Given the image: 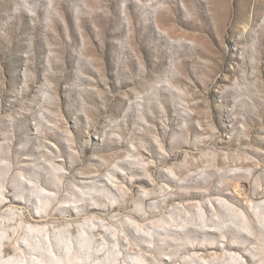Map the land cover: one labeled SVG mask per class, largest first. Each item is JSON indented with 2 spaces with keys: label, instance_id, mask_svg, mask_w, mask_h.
<instances>
[{
  "label": "rangeland",
  "instance_id": "1",
  "mask_svg": "<svg viewBox=\"0 0 264 264\" xmlns=\"http://www.w3.org/2000/svg\"><path fill=\"white\" fill-rule=\"evenodd\" d=\"M260 13L239 0H0L2 131L21 165L51 174L30 203L0 193V264H252L247 245L217 243L215 217L259 243L264 114L241 120L218 104L241 63L235 20ZM175 60L182 70L163 112L129 104ZM257 71L264 80V53ZM126 109L119 136L102 139L105 115ZM57 178L95 192L77 203ZM23 234L31 247L15 239Z\"/></svg>",
  "mask_w": 264,
  "mask_h": 264
},
{
  "label": "clouds",
  "instance_id": "2",
  "mask_svg": "<svg viewBox=\"0 0 264 264\" xmlns=\"http://www.w3.org/2000/svg\"><path fill=\"white\" fill-rule=\"evenodd\" d=\"M239 3L242 6L254 3L261 9V13L255 17L242 14L235 20L233 42L235 43L236 51L239 54L238 59L241 63L237 64L236 68L229 66V70L234 75L233 78H225L222 87L219 89L221 99L218 108L221 111L235 113L239 119L243 120L246 117L264 114V80L260 78L257 71L261 54L264 53V0H239ZM158 7L163 8L165 5L161 4ZM181 70L179 61L175 60L164 72L154 74L150 82L144 81L140 85L141 91L136 94L135 99L129 101V104L140 108L141 111L147 110L149 114H151V110L148 108L149 105H154L163 112V105L161 104V100L165 99L163 94L171 91V82L180 76ZM222 76V72H217L215 80H221ZM215 80L213 83H215ZM127 113L128 110L126 109L124 115H105L104 125L102 126L104 132L101 138H106L109 131L113 137H118L122 131ZM98 119L99 117L97 116L92 123L95 124ZM8 120L11 122L13 117H8ZM3 127V120L0 119V135L4 136V140L0 142V193L7 195L9 194V189H11L10 194L16 199L30 203V196L35 194V190L38 188L41 180L49 183L51 174L48 173V170L39 161L30 168L21 165L18 159L11 155L12 132L11 130L7 133L3 132ZM210 138H220L218 131L214 127L212 128ZM29 147L30 142L25 139L19 142L17 151L18 153H24L28 151ZM252 163L254 167H260L258 162L252 161ZM21 168L24 170L21 171ZM40 172L48 173V175H40ZM190 176L203 178L205 182L212 178L211 174L203 172L190 173ZM61 182L65 187L74 189L79 194L80 199L76 201L77 203H82L85 198H90L95 192L94 188L90 189L83 185L81 188H76L75 183L71 179L64 178H57V183L54 186L58 190ZM164 187L167 191V186L165 185ZM96 194L100 195L101 193ZM112 202L115 203V201ZM92 203H95V201H92ZM34 211L37 215H40L45 212V208L36 205ZM215 219L218 221L217 231L219 232L217 243L220 244L221 248L227 244L241 247L243 251L242 246L247 245L248 251L246 254L249 256L252 264H264V224L260 226L262 236L259 243H252L246 240L239 230H236L235 222L231 218L225 217L221 220L215 217ZM147 234L151 235V233ZM247 234L249 236L252 235L251 232ZM4 239H8L6 234ZM15 239L29 247L32 246V237L28 234L15 235ZM194 242L187 239L183 241L184 244ZM227 255L229 254L225 253V256ZM236 259L239 260V264H247L242 256H237Z\"/></svg>",
  "mask_w": 264,
  "mask_h": 264
},
{
  "label": "bare ground",
  "instance_id": "3",
  "mask_svg": "<svg viewBox=\"0 0 264 264\" xmlns=\"http://www.w3.org/2000/svg\"><path fill=\"white\" fill-rule=\"evenodd\" d=\"M156 21H160L158 17H156ZM149 27H151V25L147 24Z\"/></svg>",
  "mask_w": 264,
  "mask_h": 264
}]
</instances>
